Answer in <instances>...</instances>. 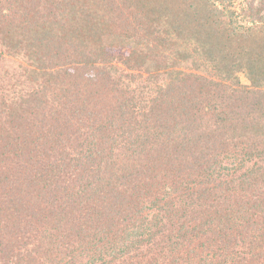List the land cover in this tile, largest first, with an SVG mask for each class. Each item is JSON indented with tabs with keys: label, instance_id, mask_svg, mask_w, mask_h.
<instances>
[{
	"label": "trees",
	"instance_id": "trees-1",
	"mask_svg": "<svg viewBox=\"0 0 264 264\" xmlns=\"http://www.w3.org/2000/svg\"><path fill=\"white\" fill-rule=\"evenodd\" d=\"M0 264H264V0H0Z\"/></svg>",
	"mask_w": 264,
	"mask_h": 264
},
{
	"label": "rangeland",
	"instance_id": "rangeland-1",
	"mask_svg": "<svg viewBox=\"0 0 264 264\" xmlns=\"http://www.w3.org/2000/svg\"><path fill=\"white\" fill-rule=\"evenodd\" d=\"M121 41H118V44L120 43Z\"/></svg>",
	"mask_w": 264,
	"mask_h": 264
}]
</instances>
